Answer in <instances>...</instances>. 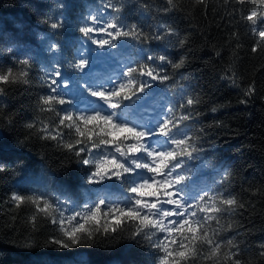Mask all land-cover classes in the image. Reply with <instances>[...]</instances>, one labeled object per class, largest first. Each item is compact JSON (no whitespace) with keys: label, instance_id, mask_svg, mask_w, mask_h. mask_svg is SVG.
<instances>
[{"label":"snow or ice","instance_id":"6c2138e0","mask_svg":"<svg viewBox=\"0 0 264 264\" xmlns=\"http://www.w3.org/2000/svg\"><path fill=\"white\" fill-rule=\"evenodd\" d=\"M223 3L225 13L221 19H227L237 29L230 32L236 48L242 47L238 25L243 24L256 37L250 52H264V0L259 4L253 0L252 7L244 6L246 0ZM193 4L202 6L205 14L211 8L208 0H193ZM58 7L63 9L65 5ZM137 7L149 9L150 5L146 0H101L94 12L82 17L78 28L82 49L88 44L95 46L91 51L118 49L133 42L137 56L127 64H119L118 71L97 86L87 79L92 60L81 51L68 67L83 74L75 85L80 90L78 99L87 101L88 106L82 110H74L76 98H67L72 82L65 76L60 60L39 69L43 74L38 87L43 91L37 92L34 104L44 118L37 116L27 122V134L21 141L26 144L35 137L54 143L64 154L62 164L66 161L80 165L87 184H119L124 195L114 200L104 194L69 215H65L64 208L69 201L53 200L43 194L14 191L7 203L14 209H34L28 217L33 230L38 219L56 226L59 235L50 243L60 249L95 244L99 237L103 241L127 240L147 246L155 253V264H243L244 248L235 239L243 225L235 218L243 216L247 205L223 184L217 189H189L192 163L202 162L208 151L203 139L205 130H196L199 134L192 130L202 115V101L199 95L188 94L182 85L171 96L166 95L177 76L183 79L186 55L174 60L152 51L153 44L173 37L177 38V46L187 47L188 40L179 38L177 29L166 22L167 14L183 11V5L178 0H164L160 8L165 14L164 22L147 30L136 22L137 17L129 19L124 15ZM39 22L54 32L66 27L64 19L52 16ZM48 51L59 52V44L51 43ZM216 55L221 53L216 51ZM33 67V58L14 57L11 66L0 68V96L16 86H31ZM234 77L233 72L226 78L236 85ZM158 93H164L159 96L158 110L153 108L151 114L145 115ZM257 94L256 84L250 83L240 103H247ZM211 111L215 113L217 109L212 107ZM5 119L15 123L6 113H0V122ZM7 171L0 164V173ZM70 174L71 171L64 183L71 188ZM258 247L259 255L264 257V243Z\"/></svg>","mask_w":264,"mask_h":264},{"label":"trees","instance_id":"16d2710c","mask_svg":"<svg viewBox=\"0 0 264 264\" xmlns=\"http://www.w3.org/2000/svg\"><path fill=\"white\" fill-rule=\"evenodd\" d=\"M146 2L149 9L137 7L124 15L129 19L137 17L136 22L147 30L157 22H164L165 14L160 12L164 0ZM61 3L65 5L63 9L58 7ZM100 3L101 0H0V68L11 66L14 57L33 58L34 64L31 86H16L0 96V113L15 121L0 122L3 132L0 164L8 169L0 173V264H155L153 250L127 240L103 241L98 237L95 244L60 249L50 243L59 235L56 226L38 219L33 230L28 217L34 209L30 206L14 209L7 203L14 191L43 194L53 200L69 201L64 205L65 215H69L104 194L114 200L124 195L119 184L110 182L109 187L87 184L82 167L66 161L62 164L64 154L52 142L33 137L21 144L27 134L24 125L37 116L44 118L34 104L37 92L43 91L38 87L43 74L39 69L60 60L66 74L78 75L79 72L68 67L79 58L77 53L83 40L78 28L82 26V17L94 12ZM178 3L183 5V11L167 14L166 22L177 29L179 38L188 40L187 47L177 46V38L173 37L153 44L152 51L174 60L186 55L187 66L181 70L183 79L177 76L166 95L171 96L182 85L188 94L199 95L202 101V115L192 130L196 134L198 129L205 130L203 139L208 151L202 162L192 163V182L195 188L217 189L223 184L247 205L243 216L235 218L243 225L235 236L244 248L241 260L243 264H264L258 247L264 243V52L259 55L250 52L256 37L243 24L238 25L242 47L236 48L230 32L237 29L227 19H221L225 13L223 0H208L211 8L206 14L193 0ZM244 6H254L253 0H246ZM45 16L64 19L66 27L58 32L48 29L39 22ZM51 43L59 44L60 51L49 52ZM118 50L130 61L137 56L133 42ZM216 51L221 55L217 56ZM171 71L169 68L170 74ZM233 72L239 87L226 78ZM250 83L256 84L258 94L242 104L243 90ZM212 107L217 109L215 113ZM70 171L71 188L64 183Z\"/></svg>","mask_w":264,"mask_h":264},{"label":"rangeland","instance_id":"374dc122","mask_svg":"<svg viewBox=\"0 0 264 264\" xmlns=\"http://www.w3.org/2000/svg\"><path fill=\"white\" fill-rule=\"evenodd\" d=\"M83 43V41H82ZM88 49V50H86ZM90 49H95V46L93 45H85V49L80 48L78 51V55L80 54L81 51H84V54L86 56H89L92 60V63L90 64V67L88 69V75H87V79L93 83L94 85H99L100 83L106 81L110 76L114 75V71L115 69H118V65L119 64H127L130 62V58L120 52L118 49H104V50H95V51H91ZM65 76L68 77L71 82H72V86L68 91L69 96L72 99H75V104H74V108L76 110H82L85 107H87L86 105L82 104L84 102H87L86 100H79L78 97L80 96V90L78 89V87H75L76 85V81L80 78L81 75H83L82 73H78V75L72 76L69 73H65ZM97 76H99V78L103 79L100 81H95L97 79ZM161 103L159 97L156 95L152 101H150V105L151 107H149L148 113H144L145 115H149L151 114V111L153 108H157L158 110V104ZM110 184V182H109ZM195 184L194 182L190 183L189 185V189L192 190ZM109 187V186H108ZM90 203V202H89Z\"/></svg>","mask_w":264,"mask_h":264},{"label":"water","instance_id":"95a60500","mask_svg":"<svg viewBox=\"0 0 264 264\" xmlns=\"http://www.w3.org/2000/svg\"><path fill=\"white\" fill-rule=\"evenodd\" d=\"M2 133H3V132H2V129L0 128V136L2 135Z\"/></svg>","mask_w":264,"mask_h":264}]
</instances>
